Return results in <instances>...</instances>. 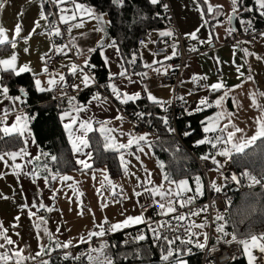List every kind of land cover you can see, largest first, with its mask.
<instances>
[{
    "label": "crops",
    "instance_id": "crops-1",
    "mask_svg": "<svg viewBox=\"0 0 264 264\" xmlns=\"http://www.w3.org/2000/svg\"><path fill=\"white\" fill-rule=\"evenodd\" d=\"M169 2L174 21L180 33L188 35L195 31V41L206 40L208 42L210 39V44L213 45V48L204 50L188 60L182 73L181 85L176 92L177 97L189 104L188 112H197V108L200 107L198 104L200 99L206 98L214 102L223 94V90L220 92L209 91L210 85L222 82L225 86L224 90H230L229 97L224 101L222 108L213 105L215 109L211 114L206 116L204 126L216 123L218 113L220 114V120L218 122L221 126L228 122V117L231 116L232 119L229 123V130H232L231 125L234 124L236 127L242 129V133H237V136L242 135L250 139L251 136L256 134L258 128L256 118L261 115L260 110L254 105H264V36L259 35L234 44L225 42L229 33L228 30L230 28H236V22L234 25L233 19L231 22L228 20V17L232 15L231 0H209V3L214 6H222L219 15L209 13L211 14V20H214L213 31L211 30L209 19L206 18L205 9L200 1L199 6L194 3V0H169ZM76 3L83 5L85 9L91 10L96 15L102 16V20L98 21L94 18H89L87 11L77 12V15L83 20V26L73 27L70 33L72 38H76L75 45L73 46L76 49L77 56L83 67H85V60L90 61L89 59L92 52H90L89 49H99V60L105 64L104 57H107L108 62L105 66L108 69L109 75L110 73L114 74L112 77L113 79L108 83V90H110V92V85L115 84L121 92L128 94L139 93L140 98L148 97L150 93L158 101L163 102L157 104L164 106L169 103L173 97L174 89L171 85L161 84L158 81V77L174 69V57L165 59L166 56H171L173 51H170L169 54L166 55L156 54L154 52V46L160 37L158 32L149 34L145 48L140 50L144 65L143 71L138 73L127 72L128 76L131 78L129 80L126 77L119 76V72L122 70L121 64H123V70L127 71L120 50L117 53L113 48L107 47L108 44L114 41L109 31V18L107 14L98 12L88 1L76 0ZM62 6L68 9H72L73 7L70 3ZM199 9L204 10L203 15ZM41 11L47 15L44 0L43 3L42 0L4 1V7L0 8V25L3 26L5 35L9 40H16V46L15 48L11 46L10 52L0 56V59L11 60V57L15 55L16 60L13 64L16 71H19L20 67L26 66L29 70L25 72H31L35 76V80L39 79L42 82V86L46 87V91L53 90L57 97H62L68 102L65 97L76 98L79 93L92 86V79L79 63L67 55L66 48L62 53L55 51L56 47H54L52 35L48 34L50 25L49 18L47 20L41 19ZM71 14V11H69L66 15L70 16ZM80 19L69 21L65 24L69 28L73 23H80ZM205 20L208 21L206 26H204L203 23ZM37 21L39 22V27L35 26V22ZM18 23L21 25V32L19 37H16L14 29ZM100 28H103L104 31L98 30ZM175 38L176 36H173L171 40H175ZM0 39H3V37H0ZM102 41L105 47L100 49L98 45ZM117 48L119 47L117 46ZM191 48L193 49L194 45H192ZM25 49H27V51H25ZM245 49H247V53L244 51ZM54 55H58L60 59L56 62L55 66L48 67L46 59ZM72 64L79 66L83 70V73L90 78L88 87L83 86L82 77L79 75V72L76 75L72 74L70 70ZM45 65L48 68L47 73L44 71ZM6 67V65L0 64V77H2ZM157 69H159V71H157ZM165 69H167V72H165ZM61 75L65 77V82L63 84L47 85L49 79L58 81ZM249 76L252 78L247 79ZM194 77L195 79H193ZM68 85H70L71 88H68ZM72 85H81V87L77 90L72 87ZM197 85H204L205 88L203 90L191 91L188 95L185 94L187 89L191 90ZM99 94L103 102L92 101L91 104H89L88 102L91 100V97L86 103L81 104L87 108V111H80L79 113L75 111V105L78 104L76 98L73 104L69 105L67 109L70 116H65L66 110L61 113V120L64 127L66 124L72 125L71 117H75L77 121L71 128L65 127L69 142L72 147V140L82 132V129L78 127L79 121L87 120L92 124L93 130L98 129L100 131L101 124H103L106 129L110 130L107 133L110 138L109 142L115 145L113 148L122 152L125 148H119L118 146L127 144L125 130H128V123H130V121L125 119L122 110L114 101L107 98L104 94ZM9 95L11 97H16L10 92ZM121 99H123V97ZM130 102L132 101L127 103ZM22 104L23 103L19 101L13 103L12 100L3 99V97L0 96V119L6 120L7 126L10 127L16 122V117L18 115L21 116L22 119L19 121V124L23 125L26 129L23 138L24 142L27 141L23 147L26 149V154L18 156L15 161H13L10 156L6 155L7 153H1L4 155V160L0 161V225L6 230L7 235L15 241V244L7 246L8 248L22 250L21 255L23 257H33L40 251L41 244L46 249H51L47 253L52 252L56 248H62L53 245V242H55L53 239L47 240V242L41 239L36 229L38 218H44L43 213L47 211L50 213L49 218H44L47 222L53 219L59 222V214L62 213V215L65 216L64 214L66 211L54 210L51 213L47 210L46 204L49 201L48 196L51 197L55 195V192L51 189L53 179L51 183L48 180L46 181L35 166V160L40 154V149L30 125L28 113L22 108ZM207 108L208 107H204L203 109ZM5 109L8 110L7 116L4 115ZM70 131L72 132L71 136L69 135ZM90 132H88L85 137L89 142V147L82 148V151L79 153L73 152L76 161L82 159L92 166L93 150L89 139ZM206 138L210 137L208 136ZM132 140L134 141V139ZM149 141H151V138L145 137V140L139 142V146L150 145L152 147ZM223 147L231 149L230 144L224 145ZM137 148V144L134 143L132 150H136ZM208 148V153L213 154L221 150L220 148L212 149L210 144ZM19 150L20 149L12 152H17ZM89 154L91 155L89 156ZM216 159L220 161V166L219 169L216 168V170L212 171L215 174L211 183L212 186L215 183L219 184L218 187H221L222 172L233 164L232 156L222 157L216 155ZM14 164H19L21 167L18 169L14 168L12 167ZM78 166L85 171L72 172L65 175L76 180L79 179L81 175L94 171H103V168L85 169L80 164H78ZM38 174L41 177H39ZM55 176L57 178L59 177V175ZM202 182L203 180L201 179L199 184ZM39 191H42L46 196L44 203L48 200L45 203L46 210L39 206L42 204L39 198ZM30 212L33 213V215H29ZM17 217L18 219H16ZM65 221H67V219H65ZM64 223H62V225L66 226ZM67 226L70 229L76 228L75 225H72L68 221ZM95 230L99 231V228L96 227ZM257 236L259 237V235ZM83 240L84 242H82ZM68 241H70L71 244L67 249L82 245L89 240H78L77 237L70 235ZM193 241L195 243L192 246L196 244L197 238H193ZM0 242L3 241L0 240ZM92 248L96 247L93 246ZM3 251L4 249H0V252ZM47 253L42 254L36 259H25L21 264H34L41 257L46 256ZM253 255L258 258L253 264H264V257H262L257 249H253ZM243 257L248 264L246 254H244ZM9 264H12V261H9Z\"/></svg>",
    "mask_w": 264,
    "mask_h": 264
},
{
    "label": "trees",
    "instance_id": "trees-1",
    "mask_svg": "<svg viewBox=\"0 0 264 264\" xmlns=\"http://www.w3.org/2000/svg\"><path fill=\"white\" fill-rule=\"evenodd\" d=\"M85 1L93 5L98 12L107 14L110 34L119 47L128 73H138L144 69L141 51L138 48L139 39L143 35L170 31L171 36H160L156 44L168 38L170 51H173V44L177 45L176 39L179 30L171 16L166 13L167 8L164 7L166 5L164 0H160V3L155 5L150 3V0H120V3H115L114 0ZM199 1L205 9L206 18L209 19L213 31L214 20H211V14L207 13V5L204 0ZM44 6L50 22V9L45 0ZM243 7H250L253 11L247 12L241 8L235 19L236 27L241 19L246 18L254 23L255 28H264V16L257 10L255 0H243ZM173 36H176L175 40H171ZM10 50V43L0 44V56L9 53ZM133 56H135L134 63L131 62ZM89 60L92 67L86 68L91 70L94 78L100 84L109 83L113 79L109 78L107 67L99 60V49L91 53ZM173 61L176 62V57ZM34 81L35 76L31 72L14 75L11 71H3L2 74V83L9 87L12 95H20L25 101L23 104L27 106L25 110L28 113L30 125L40 149V154L35 160V166L43 177L49 178L50 183L52 176L85 171L80 169L77 164L61 120V113L69 108V103L62 97H57L53 90L40 92L34 87ZM20 88L25 90L26 97L17 90ZM96 93H99L97 86L83 90L76 96L78 104L86 103ZM116 101L124 113H134L140 117L142 130L150 127L156 130L157 134L153 135L149 142L154 149L164 176L168 175L171 180L176 182L188 179L191 186L197 183V177L201 181V170L194 155L209 154V144H200L198 141L208 136L211 137L212 134L207 135L202 128L206 116L211 114L215 107L211 106L193 113L187 110L179 111L176 119L177 126L181 132L189 133L183 136L182 144L175 135L171 134L170 129L173 123L169 113H167V104L161 106L151 102L147 97L139 98L127 104L120 103L117 99ZM141 113H143L142 116L139 115ZM89 139L93 150V164L88 169L106 168L110 177L118 178L121 176L123 169L119 158L120 151L116 148L105 149V137L98 129L89 133ZM24 146L23 137L18 135L3 136L0 133V154L10 153ZM232 162L238 172L249 168L260 171L264 175V137L247 147L243 153L234 152ZM233 193L235 199L228 209L223 213H217L225 217V231L230 233L224 239L231 238V234H236L238 239L247 238L249 233L259 236L264 234V187L256 185L244 189L237 188ZM233 218H238L240 222L238 224L232 223ZM113 238L115 244H112L109 239H105L97 243L96 246H90L85 251H80L79 246H73L69 249L56 248L34 264H41L42 260L48 261V264H87L86 260H76V257L86 253L93 246L99 247L102 243L109 245L107 251L114 264H162L161 255L166 248L164 241L153 242L148 232L145 233V239L142 241L137 239L125 240L123 231L115 232ZM218 238L219 234L215 231L212 237L213 243H217ZM192 247L199 249L195 245ZM66 256L67 258H65ZM200 259V254L193 253L188 261L189 264H200ZM232 264H247V262L244 257H238Z\"/></svg>",
    "mask_w": 264,
    "mask_h": 264
},
{
    "label": "snow or ice",
    "instance_id": "snow-or-ice-1",
    "mask_svg": "<svg viewBox=\"0 0 264 264\" xmlns=\"http://www.w3.org/2000/svg\"><path fill=\"white\" fill-rule=\"evenodd\" d=\"M48 2L54 3L57 5L60 11V19L64 23H68L69 21H76L80 19V17L77 15V12H85L87 11L89 18H94L98 21L102 20V16L96 15L93 13L91 10L85 9V7L81 4L76 3V0H48ZM115 3H120V0H114ZM43 3V0H42ZM72 4V9H68L66 7H63L62 5L64 4ZM150 3L152 4H158L160 3V0H150ZM194 3L199 6V0H194ZM204 3L207 5L206 11L207 13H215L216 15H219L221 7L222 6H214L211 3H209V0H204ZM255 4L257 6V10L260 12L262 16H264V0H255ZM4 7V0H0V8ZM165 8H167V5H164ZM243 8L244 11L251 12L253 11L252 8H244L243 7V0H231V10H232V15L228 17L229 22L233 19L234 16H238L240 9ZM203 15L204 10L199 9ZM69 11H71V15H66ZM22 15V14H21ZM40 18L47 20L48 16L44 14L43 11L40 13ZM204 26L208 24V21L205 20ZM241 23L245 25V31H248L251 29V21H245L241 20ZM35 26L39 27V22H35ZM83 26V20L80 19V23H73L70 25L68 31L71 32V29L73 27H82ZM100 31H104L103 28L98 29ZM234 31V29H229L228 32L231 34V32ZM21 32V25L18 23L15 26L14 29V34L16 37H19V34ZM49 35H55V36H61L62 33L60 32V29L55 25L51 24L49 25ZM159 35L161 37H168L171 36L172 33L170 31H165V32H160ZM192 39H196V32L194 31L193 33L188 34ZM261 36H264V33L260 34ZM0 37H3V39H0V44L4 43H10L13 48L16 46V40L12 39L9 40L7 36L5 35V30L2 25H0ZM27 39V38H26ZM76 38L73 37L70 43L72 45H75ZM143 43V42H142ZM203 43V41H201ZM208 43H211V40H208ZM55 47V46H54ZM68 45H65L64 48H55L56 52H63L65 48H68ZM105 47V44L103 41L98 45V48L103 49ZM107 47L113 48L117 53L119 52V48H117L115 41H113L111 44H108ZM172 48L174 49L172 52L171 56H166L165 59H171L177 55L175 48L176 45L173 44ZM96 48L89 49L90 52L96 51ZM195 51L196 49H192ZM27 51V49H25ZM247 53V49L244 50ZM43 59V58H42ZM105 59V64L107 65L108 58L104 57ZM16 60V56L13 55L11 57V60L8 59H0V64L6 65L7 67L4 69V71H11L13 72L14 75H19L22 72L28 71L29 69L25 67H20L19 71L15 70L13 62ZM132 63L135 62V56H133V59L131 61ZM85 67H92V65L89 63L88 60H85ZM121 71L119 72V76L121 77H126L129 80L131 79L128 76V73L126 70H123V64H121ZM71 72L73 75H76L79 72V75L82 77V84L84 87H88V82H89V77L83 73V70L75 65H71ZM45 73L48 72V68L45 65L44 68ZM159 71V69H157ZM165 72H167V69H165ZM239 72V69H238ZM114 74L110 73L109 78L112 79ZM146 75V74H145ZM252 77L249 76L247 79H251ZM195 79V77L193 78ZM206 79V77H205ZM65 82V77L61 75L59 77V80H54V79H49L47 81L48 86H52L54 84H63ZM34 87L38 89L40 92L46 91V87L42 86V82L39 79H36L34 81ZM75 89L79 90L81 85H72ZM224 84L222 82H217L209 86V91L210 92H220L223 90V94L220 95L214 102L209 101L206 98H202L199 100L198 104L200 107L197 108V111L203 110L204 107H211L215 105L216 107H221L223 106L224 101L229 97L230 90H224ZM111 88V93L121 103H127L129 101H135L140 98V94H128L121 92L118 87L115 84L110 85ZM19 92H25L23 88L17 89ZM10 89L7 85L2 84V77H0V96L3 97V99H9L12 100L13 103L19 101L20 103H25V101L22 99L20 95L16 97H11L9 95ZM123 97V99H121ZM68 100L69 105H72L73 102L75 101V97H65ZM149 100L155 102V103H163L161 101H158L154 96H152L150 93L148 94L147 97ZM92 101H98V102H103L101 101V97L99 93H96L92 96L91 100L88 102L91 104ZM257 107L261 115L256 118V122L258 125L256 134L251 136L250 139L241 136H237V133H242V129L239 127H236L234 124L231 125V129L229 130V123L232 119L231 116L228 117V122L224 123L223 126L218 122L220 120V114H217L216 117V123L213 124H208L206 126H203L202 130L206 134H212L210 138L202 139L198 141L200 144L208 143L211 145L212 149H217L220 148L218 152L215 154L209 153L208 155H205L202 157L204 160H211L214 165L217 166L219 169L220 166V161L216 159V155L222 156V157H230L233 154V151L235 153H243L247 147L250 145L254 144L258 138L264 137V105H254ZM75 111L79 113L80 111H87V108L83 105L76 104L75 105ZM8 110H4V115L7 116ZM143 115V113L139 114ZM65 116H70L69 111H65ZM22 119L21 116L16 117V122L13 123L10 127L7 126L6 120L0 119V133H2L3 136H12V135H18L23 137L25 135V127L23 125L19 124V121ZM72 119V125L76 124L77 121L75 117H71ZM165 123L167 121L165 120ZM72 125L66 124V128H71ZM78 127L82 129V132L80 135L76 136L75 139L72 140V149L74 152H81L82 148H87L89 147V142L85 138L87 136V133L92 131V124L87 121V120H82L79 121ZM171 130V129H170ZM101 133L105 137V143H104V148L105 149H110L115 147L113 143L109 142V137L107 135L108 129H106L103 124H101L100 128ZM219 133V134H217ZM186 135L189 133H185ZM69 135H72V132H69ZM145 140L144 136H140L135 143L137 144V147H139V142ZM27 143V141H25ZM134 141L132 139H129L127 144H121L118 147L119 148H130L133 145ZM231 145V149L228 147H223L224 145ZM26 154V149L21 148L17 152H10L7 153L6 155L10 156L13 161L18 156H22ZM91 154H89L90 156ZM55 159V157H53ZM4 160V155L0 154V161ZM121 161L124 163V156L121 154ZM78 164H80L83 168L88 169L91 168V164L87 163L85 160H78ZM14 168H20L21 166L19 164H14L12 165ZM125 171L127 172V165L125 164ZM93 178H95L93 176ZM246 179L248 182V187H252L254 185H261V187H264V175L257 177L256 175H253L250 171H244L240 174V176H237L235 174L231 175L230 177L226 179H230L233 181L235 184L239 185L241 183V179ZM44 179L47 181L49 178L44 177ZM51 179L55 180L57 179L56 176H52ZM60 179L67 181L70 180L71 177L68 176H62ZM164 180L168 182V184L171 186L172 184H176L177 188L180 189L179 191H176L173 195L171 187L165 189L163 185L160 186H154L152 188H145V192L149 193L150 197H152V203L154 208H159V213L158 215L162 217H167L169 214H174L171 216L170 219H162L160 223L152 228V233H153V238L157 241L163 240L164 244L166 246L165 250L162 251L161 255V261L162 264H184V256L183 253L180 249H177L175 252V259H172L174 256V252L172 250V245L176 243V241H179V243L184 246L185 248H188L189 245L193 244V238L196 237L195 232H191L190 228L191 227H199V228H204L207 226L206 222H202L199 225H191V224H184V222L187 217L183 214H180L177 212V207L179 208H184L188 205H192L194 203V200L196 196L192 197H186L183 196V192L185 191H190V189L187 188V181L186 180H180L178 183L176 181L171 180V178L168 175L164 176ZM105 181H108V177L105 176L104 179L101 181V185L103 186ZM197 181V189H196V195L199 194V177L196 178ZM149 183L151 181L149 180ZM112 188H115V185H110ZM213 189L216 192L221 191V187H218L213 184ZM114 195L116 194L115 192L113 193ZM137 196L140 195L139 192L135 193ZM161 197V201H157L155 197ZM182 197V198H181ZM41 208H44L45 206L43 204L39 205ZM142 207V205H141ZM48 211H53L54 209L48 208ZM207 208H202L199 212H191L189 213V216L191 215H197L199 216L202 212H206ZM29 215H33V213H29ZM18 219V217L16 218ZM134 221L136 224H140L142 222H146L148 225L151 226L152 221H144V214L142 213L140 216L136 217H127L122 223H116L110 225L108 229H105L102 225L98 226L99 231L93 230L92 232H89L88 234V240L90 241L93 236L96 237H103L106 232H116L118 230H121L122 228L126 227L129 225L130 222ZM214 223H215V231L219 234V238L217 239V243H226V244H239L242 246V251L244 254H246L247 259H248V264H253L254 261H256L258 258L253 255V249H257L262 257H264V234L261 236H257L255 234H248L247 238L244 239H238L236 234H231V240H226L227 236L230 235L227 231H225V217L223 215L217 214L214 218ZM47 224V221L44 218H38V223H37V228H40L41 226H44L43 230L44 232L49 236L51 239V233L48 232L47 227L45 226ZM181 229H183V235L187 237V239H181L180 235H175V233L179 232ZM57 231H59V228H57ZM169 233H173L172 239H169ZM205 236V242H207L208 236L206 233L203 234ZM137 240H144L145 235L143 234H138L137 237H135ZM0 240L3 242H0V249H4L3 252H0V264H9V261H12V264H21V262L25 259H36L37 257L41 256L42 254L47 253L51 249H46L42 244L40 245V251L36 253L35 256L33 257H23L21 255V251L19 249H12L8 248L7 246L15 244V241H13L8 235L5 229H3L2 225H0ZM84 242V241H82ZM127 242V241H126ZM71 242L67 243H61L59 241H56V247H62L67 249L70 246ZM195 246L199 249H205L206 243H199L198 241L196 242ZM109 245L107 243H102L99 245V247L96 248H90L86 253L82 254L81 256L76 257V260H86L87 264H114L113 259L111 256L108 254V249ZM189 254L191 252V249L188 248ZM67 258V256L65 257ZM235 255H233V259H235ZM41 264H48V261L42 260Z\"/></svg>",
    "mask_w": 264,
    "mask_h": 264
},
{
    "label": "built area",
    "instance_id": "built-area-1",
    "mask_svg": "<svg viewBox=\"0 0 264 264\" xmlns=\"http://www.w3.org/2000/svg\"><path fill=\"white\" fill-rule=\"evenodd\" d=\"M7 1V0H4ZM46 3L49 5L50 9V25L55 24L59 29L60 32L62 33L61 36H55L52 35L53 39V44L56 48H64L65 45H68L69 47L66 48L67 50V55L73 58L77 63H79L82 67L83 65L80 63V60L77 56V52L75 47L70 43L72 40V35L68 31V26L61 21L60 19V12L58 10V7L56 4L48 2V0H45ZM164 2L167 5V11L166 13L171 16L172 21H174L172 9L170 6L169 0H164ZM241 20L248 21L249 19L243 18ZM251 21V20H250ZM174 24L176 25L175 21ZM177 29V28H176ZM261 33H264V28L258 29L255 28L254 23L251 21V29L248 31H245V25L239 22L238 26L234 29V31L231 32V34L228 33L227 39L225 40L226 43L234 44V43H239L242 42L248 38H253L259 36ZM148 35H143L139 39L138 43V48L140 50H143L145 48V44L148 39ZM203 41V43H201ZM143 42V43H142ZM176 48L175 51L177 53L176 57V62L174 63V70L171 72L164 74L160 77H158V81L163 84V85H171L174 89L173 92V97L169 103H167V113H169V117L172 119L173 126L171 128V134L175 135L181 142L183 140V136H185V132H181L180 129L177 126V116L180 110H188L189 104L186 101L180 100L177 95V89L181 85V79H182V73L184 70L185 65L188 63V60L204 51V50H209L213 48V45L208 43L206 40H200V41H195V39H192L189 35H184L178 32L177 34V39H176ZM194 45L193 49H196L195 51L192 50L191 46ZM169 46H170V40L168 38H165L163 41H161L159 44H155L154 46V52L156 54H162L166 55L169 54ZM174 50V49H173ZM60 59L58 55L50 56L49 58L46 59V64L48 67H53L55 66L56 62ZM85 71L88 73V75L92 79V86H97L99 89V93L104 94L107 98L110 100L114 101L118 107H120L119 103L116 101L115 97L112 95L110 90H108V83H103L100 84L95 78L93 73L89 68L83 67ZM68 88H71L70 85H68ZM205 88L204 85H197L194 86L193 89L185 91V94L188 95L190 94L191 91L194 90H203ZM26 105L22 104V108L26 109ZM121 109V107H120ZM122 114L124 115L125 119L132 122L136 129L137 133L141 132L142 128V121L140 117L137 114H129V113H124L122 111ZM152 136L156 135L157 132L154 128H145ZM183 144V142H182ZM208 155V154H203V155H194L200 170L202 174V180L203 182L199 184V194L196 195V189H197V183L192 186V193L189 194H183V196L186 197H192L196 196L194 203L192 205H188L184 208H179L177 207V212L180 214H183L187 217V219L182 222L184 224H191L193 225L194 220L196 222H199L197 220V217H200L202 222L207 223V228L209 229V237L206 242V247L205 249H194L192 245L195 243L193 241V244L189 245L188 248L191 249V252L189 254L188 248H185L182 246L179 241H176L171 247L174 252V256L172 259H175V252L177 249H180L183 253V256L186 260L190 258V256L195 253V254H200V264H232V262L238 258V257H243L244 253L242 251V246L239 244H226V243H213L212 237H213V227H214V218L215 215L220 212L223 213L225 212L229 205L234 201L235 195L233 193L232 188H247L248 187V182L246 179H241V183L239 185L235 184L233 181L230 179H226L230 177L231 175L235 174L237 176H240V174L244 171H250L253 175H256L257 177L262 176L263 174L260 171L257 170H250L249 168H245L242 172H238V170L235 168L233 164L230 165L228 169L223 170L222 175H221V191L216 192L213 189L212 183H211V178L209 177L210 172L216 170L217 166L212 163L211 160H204L202 159L203 156ZM256 186V185H254ZM136 192H139V189L136 187ZM229 189V190H226ZM39 198L42 203L45 201V194L42 191H39ZM182 198V197H181ZM142 205V207H141ZM207 208L206 212H202L199 216L197 215H191L189 216V213L191 212H199L202 208ZM139 211L140 213L144 214V217H147L145 221L151 220L152 224L151 226L148 225L146 222L143 224L136 226L132 229L129 230H121L123 231V237L125 240H132L137 237L138 234H143L145 235L146 232L149 233L151 239L153 242H158L153 238V233H152V228L156 227L162 219H170L172 215L174 214H169L167 217H162L158 215L159 213V208H154L152 200H145L143 201L140 206H139ZM50 213L49 212H44L43 217L45 219L49 218ZM109 222H104L103 227L105 229H108L110 227ZM190 231L192 232V227L190 228ZM115 232H106L103 237H96L94 236L90 241L79 245V250L80 251H85L92 245H96L102 240L109 239L112 244H115V239L113 238ZM169 239H172L173 233H169ZM175 235H180L181 239H187L183 235V229H181L179 232L175 233ZM226 240H231L226 239ZM163 241V240H162ZM233 255H235V259H233Z\"/></svg>",
    "mask_w": 264,
    "mask_h": 264
},
{
    "label": "rangeland",
    "instance_id": "rangeland-1",
    "mask_svg": "<svg viewBox=\"0 0 264 264\" xmlns=\"http://www.w3.org/2000/svg\"><path fill=\"white\" fill-rule=\"evenodd\" d=\"M125 135L127 143L129 139H134L135 143L140 136L147 138L153 137L145 129L137 133V129L132 122L128 123V130H125ZM132 148L133 145L119 153L120 161L121 154H123L124 163L121 161L123 173L118 178L110 177L107 169L103 168V171L87 173L81 175L79 179L76 180L72 178L67 181L60 179L62 176H67L65 174L59 175L57 179L52 180L51 189L55 192V195L51 197L48 196L49 201L46 200V202L48 201L46 204L47 209L52 208L54 210L66 211L64 214L65 216H63L62 213L59 214V222L53 219L48 221L45 225L48 232L51 233V239L55 241L53 245H56V241L62 244L69 242L68 239L70 235L77 237L78 240L88 239L89 232L103 225L106 221L112 225L122 223L129 216H140V204L145 200H152L149 193L145 192V188L163 185L165 189L171 187L173 195L176 191L180 190L177 188L176 184L170 186L168 182L164 180V172L155 156L153 147L150 145H141L136 150H132ZM125 164L127 165V172L125 171ZM214 174V172H210L209 177L211 180L214 179ZM38 176L41 177L39 174ZM93 176L95 178H93ZM105 176L108 177V181H105L102 186L101 181ZM149 180L151 183H149ZM182 180L187 181V188L190 189V191H185L183 194L190 195L192 193V186L189 180ZM179 181H177V183ZM110 185H115V188H112ZM215 185L218 186L219 184ZM136 187L139 189V196L135 194L137 193ZM114 192L116 193L115 195L113 194ZM155 199L161 201V197L159 196L155 197ZM45 203L42 204L45 206ZM44 210H46V207H44ZM53 211L50 212L52 213ZM65 219L72 225H75L76 228L70 229ZM146 219L147 217H144V221ZM195 220L193 225L202 223L200 217H197L199 222ZM37 223L36 229L41 239L44 242L51 240L44 232V226L37 228ZM62 223L66 224V226L62 225ZM143 223L144 222L136 224L132 221L121 230H129ZM57 228H59V231H57ZM192 232L197 234L196 238L199 243H206L203 234L206 233L209 237V229L207 226L204 228L192 227ZM184 264H189V261L185 258Z\"/></svg>",
    "mask_w": 264,
    "mask_h": 264
},
{
    "label": "water",
    "instance_id": "water-1",
    "mask_svg": "<svg viewBox=\"0 0 264 264\" xmlns=\"http://www.w3.org/2000/svg\"><path fill=\"white\" fill-rule=\"evenodd\" d=\"M235 19H236V16L233 17V23H234V25H235ZM21 94H22L24 97H26V93H24V92L22 93V92H21ZM236 189H237V188H232V191H235Z\"/></svg>",
    "mask_w": 264,
    "mask_h": 264
},
{
    "label": "clouds",
    "instance_id": "clouds-1",
    "mask_svg": "<svg viewBox=\"0 0 264 264\" xmlns=\"http://www.w3.org/2000/svg\"><path fill=\"white\" fill-rule=\"evenodd\" d=\"M231 222H232V223H235V224H238L240 221H239L238 218H233Z\"/></svg>",
    "mask_w": 264,
    "mask_h": 264
}]
</instances>
